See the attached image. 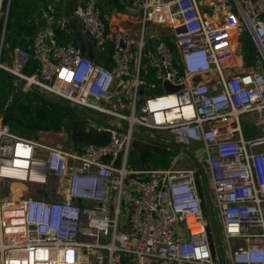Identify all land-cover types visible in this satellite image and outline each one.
Instances as JSON below:
<instances>
[{"label": "built area", "instance_id": "1", "mask_svg": "<svg viewBox=\"0 0 264 264\" xmlns=\"http://www.w3.org/2000/svg\"><path fill=\"white\" fill-rule=\"evenodd\" d=\"M64 1L46 5L29 47L13 48L0 69L86 109V131L107 132L109 141L77 152L0 127V184L44 188L52 179L60 197L0 200V264H264V0H123L137 19L135 33L111 29L97 0L59 19ZM71 21L90 40L89 54L58 43ZM245 41L260 69L235 70ZM149 76L162 94L144 93ZM127 97L129 113L115 110ZM244 123L256 127L255 136L243 135ZM136 127L201 147L210 178L206 206L194 169L129 168Z\"/></svg>", "mask_w": 264, "mask_h": 264}, {"label": "trees", "instance_id": "2", "mask_svg": "<svg viewBox=\"0 0 264 264\" xmlns=\"http://www.w3.org/2000/svg\"><path fill=\"white\" fill-rule=\"evenodd\" d=\"M11 8L10 4V12ZM27 28L35 33L32 25H27ZM19 31L21 29L18 28L17 24L9 23L7 32L9 38L11 37L10 40L13 41L12 45L21 40L20 37L17 38ZM59 34L62 37L61 33ZM24 47L27 48V46ZM243 49L245 56L252 58L254 51L248 41H245ZM106 53H110V46H107ZM102 59L105 60V64L108 63L106 58ZM33 69L34 67L31 65L27 68V71L31 72ZM0 78L7 79L5 81L6 85L2 86V83H0V114L3 117V123L7 124L17 136L31 139L41 132H63L67 136L66 147L77 152H81L87 145H104L109 141L107 132L93 128L88 132L86 131L92 120L90 112L86 109L72 106L62 99L51 97L33 88L24 92V90L17 87V85L21 86V83H15L13 77L2 70H0ZM9 97L11 98V104L3 109L6 99ZM97 120L100 121L101 119ZM145 155L144 151L140 153V162L144 163Z\"/></svg>", "mask_w": 264, "mask_h": 264}, {"label": "rangeland", "instance_id": "3", "mask_svg": "<svg viewBox=\"0 0 264 264\" xmlns=\"http://www.w3.org/2000/svg\"><path fill=\"white\" fill-rule=\"evenodd\" d=\"M108 53H102L101 57H106ZM2 70V69H0ZM4 71V70H2ZM5 72V71H4ZM0 78V83L2 86L6 85L5 81ZM21 86L17 85V87L21 88L26 92L27 89L33 88L31 86H27L25 82H19ZM151 84H155L156 89L150 90L149 86ZM35 89V88H33ZM37 90V89H36ZM164 92V88L158 82H155L152 77H148L147 79V87L144 89L145 94H162ZM12 97V95H11ZM10 97L6 99L3 109L8 107L11 104ZM140 99V97H139ZM124 102L130 104L131 98L127 97L126 99H119L118 104L114 105V109L123 114L129 113V108L124 105ZM130 107V106H129ZM138 110V109H137ZM100 117H97L99 119ZM110 121H114L113 118L109 119ZM125 125V123H122ZM0 127H4L12 134L16 135L12 132L7 124L3 123V117L0 114ZM58 134H61L60 136ZM17 136V135H16ZM134 139L131 143V149L129 159L131 164L129 163V167L132 164H139L140 153L145 152L144 159V167L149 169H175V168H193L196 172H199L201 167L206 168L204 165V157L203 153H201V147L197 144H192L190 146H183L179 143H176L174 139L170 136V134L166 131H153L144 128H135ZM37 142L44 143L49 146H55L57 144L67 145V136L65 133H38L34 138H31ZM183 153V154H182ZM182 154V155H180ZM182 157H179V156ZM140 160V161H139ZM129 161V162H130ZM201 180V178H200ZM54 184V181L51 179L49 181V185L44 188H36L30 185H21V184H0V200L8 198L11 194L16 197L21 196H30L31 198H44V199H55L59 200L60 197L54 193V190L51 186ZM123 203L126 205V197H123ZM124 210V209H123ZM213 224V223H212ZM214 226V224H213ZM211 225V229L214 232V228ZM216 231L221 234V228L217 224ZM220 242H223V237H219ZM236 240H231V247H234ZM227 264V263H225Z\"/></svg>", "mask_w": 264, "mask_h": 264}, {"label": "crops", "instance_id": "4", "mask_svg": "<svg viewBox=\"0 0 264 264\" xmlns=\"http://www.w3.org/2000/svg\"><path fill=\"white\" fill-rule=\"evenodd\" d=\"M51 1L52 0H9V5H8L9 9H10V4L12 8H11V12L9 10V14H8V20L6 24L4 39H3L4 47L0 52V62L2 64H9L11 62V57H9V53L12 51L13 48L15 47L25 48L24 46H27V48L29 47L33 35L39 30V28H41L44 25V9L46 5H48ZM85 1L86 0H65L63 3H61L56 7L57 18L63 19L69 17L71 11L78 4H81ZM122 1L123 0H116V3H114V0H97V3L111 29H121L135 33V29L137 26V19L125 13L123 8L121 7ZM6 3L7 1L4 0V3L2 5L3 10L7 6ZM11 22L17 24L18 28L21 29V31H19L17 34V38L20 37L21 40H19V42H17L15 45H12L13 41L10 40L11 37L9 38L7 32L9 28V23ZM27 25H32L35 29V33L29 31ZM0 29H1V24H0ZM59 33H61L62 37L60 36ZM59 33H57L56 39L58 42L59 41L61 42V43L59 42L60 44L69 43L78 46L84 52L89 54L91 42L86 36H84L81 33L80 29L77 27V24L75 22L71 21V23H69L67 26V30L65 32H59ZM250 58L246 57L244 53L243 60L241 61L236 60L234 62L235 66L241 65L240 68H236L235 70L251 72L254 71L255 69H260V67H258L255 62V54L252 56L251 59ZM102 61L105 64V61L104 60ZM108 64L109 62L105 65ZM14 82L16 83L15 79ZM94 119L98 121L97 118ZM58 135L60 136L61 134ZM55 146L65 148L67 150H73L71 148H67L66 146L60 144H57ZM132 151L133 150L131 149L130 152ZM201 153H202V149H201ZM129 163L131 164V161ZM144 166H145L144 163L139 162L138 165L137 163L132 164V166L129 168L146 169V170L149 169V168H145ZM199 168L200 170L199 172H197L198 181L200 185L198 191L203 200V203H205L204 205L206 206L207 203L206 198L208 196V191L210 190V178L206 168L201 166H199ZM155 169H159V168H155ZM186 169H193V168H175V169L169 168V170H186Z\"/></svg>", "mask_w": 264, "mask_h": 264}, {"label": "water", "instance_id": "5", "mask_svg": "<svg viewBox=\"0 0 264 264\" xmlns=\"http://www.w3.org/2000/svg\"><path fill=\"white\" fill-rule=\"evenodd\" d=\"M114 3H116V0H114ZM164 87L166 89V91L168 92H173L178 90V87H173L168 83H164ZM242 131H243V135L245 137H253L256 135V127L252 124V123H244L242 126ZM196 186L197 189H199L200 185H199V181L196 179ZM208 240H209V247H210V252H211V256L214 259L215 253H214V247H213V241L211 238V235L208 233Z\"/></svg>", "mask_w": 264, "mask_h": 264}]
</instances>
